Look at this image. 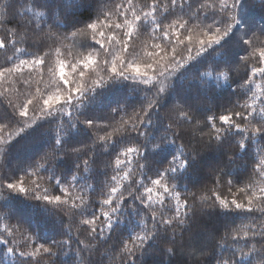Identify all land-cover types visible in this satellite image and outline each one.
<instances>
[{
    "label": "snow or ice",
    "instance_id": "obj_1",
    "mask_svg": "<svg viewBox=\"0 0 264 264\" xmlns=\"http://www.w3.org/2000/svg\"><path fill=\"white\" fill-rule=\"evenodd\" d=\"M92 2L11 0L9 3V0H3L0 3V32H3L0 50L11 48L13 56L6 57L4 64H0V78L20 72L25 65H45L48 53L33 56L30 60L19 59L16 54L23 53L16 47L17 44L29 39L34 44L46 40L53 43L67 40V34L61 37L51 30L52 27L59 28L64 22L61 17L68 20L70 14ZM95 2V18L69 25L76 29L71 32L73 47L93 49L111 56L110 61L106 59L104 62L108 65L106 72L110 74L107 78L93 80L89 85L85 82V70L98 64L95 56L89 53L78 62L79 70L76 64L70 66L71 72L66 71L69 65L59 61L57 90L40 95L39 115L32 123H23L19 119L28 117L30 106L34 103L32 98H28L19 109L12 105L13 111L9 114V120L19 125L17 136L33 126L40 130L41 121H46L49 127L42 129V135L47 139V150L17 176L5 178L0 172V199L5 194L15 193L39 202L45 216L57 217L60 235L66 238H53L50 242L37 244L32 235L27 234L25 245L33 247V251H21L19 245L10 239L21 229L5 224L0 228V245L4 246L0 250L3 264H9L8 258H11L10 264H33V261L39 264L38 257L57 256V250L68 255L73 251V243L77 244L74 253L77 264H84L82 253L91 251L92 245L79 238L81 227L87 226L84 231L88 241L104 240L109 238L105 236L106 230L109 235L115 232L123 223L121 217L125 216L130 218V231L118 245L122 264H141L144 256L157 251L169 258V264L176 257L180 259L175 264H202L201 258L204 257L210 258L207 264H264V222L259 227L256 224L233 229L226 227L222 236L207 229L187 237L184 234L198 210L197 201L201 204L200 210L219 208L223 213H238L242 219L255 218L253 214L258 213L264 221V186H260L264 183V94H258L252 87L254 78H264V27L257 33L245 21L243 12L249 0H231L230 3L229 0H220L219 10L211 15L207 9H215L216 5L200 4L186 19L180 16L167 25L164 20L177 15V9L182 13L186 4L191 5V0H170V4L163 8L166 14L163 19L157 18L161 9L155 2L150 6L151 11L143 15L134 10L131 0H127V7L120 3L112 9L101 4L100 0ZM253 6L264 10V0ZM129 12L132 19L128 18ZM113 14L123 17V22L110 23ZM150 16L152 20L149 22ZM102 27L124 28L127 31L123 34L124 38L115 39L114 36L106 37L100 30ZM141 31H149L154 39L155 33H160V38L170 42V46L166 47L158 43L153 45L157 50L147 52L150 58H154L153 62L143 65L130 59L137 55L134 48L130 50L134 34L139 35ZM97 34L102 39H97ZM105 41H114L113 49L115 45H122L120 51L123 55L106 49ZM177 46H183L186 53L180 59H177ZM237 48L240 51H235ZM210 51L213 54L211 58ZM205 58L208 62L203 67L186 79L181 76L186 84L182 95L177 91L178 74H182L191 62ZM251 59H256L258 66L250 68ZM16 60L19 62L16 63ZM8 64L11 66H6ZM241 66L243 72H240ZM77 71L78 79L74 76ZM125 81L138 88L144 99L127 119L121 118L118 127L99 135L98 129L112 127L111 123H102L106 118L103 113H119L126 108L118 103L116 107L105 109L102 91L110 83ZM225 89L229 91L226 104L220 110H214L215 94ZM249 92L250 97L247 96ZM110 119L114 121V117ZM83 131L89 133L91 144L76 140ZM113 134H118L122 143L127 138V144L134 145L116 150L113 171H118L122 165H130L132 160L128 158L134 157L142 174L151 171L158 177L151 180L154 186L162 189L156 200L151 195L153 188L144 186L143 180H140L136 183L144 187L147 196L136 194L129 186L126 197L118 187L112 186L105 194L106 198L99 201L98 211L91 202L89 190L93 186L88 183L91 177L85 173H89L95 164L93 157L98 144L103 152L116 147L115 142L109 143ZM225 146L227 150L221 152L224 168L211 169L215 176L213 184L220 185L223 175H231L230 171L225 172V168L243 167L242 175L247 176L248 182L236 190V193L243 194L242 197L237 198L234 193L229 200L212 188L208 189L210 195L197 197L192 193L191 204L187 196L182 200L181 192L177 190L179 182L193 172L201 154L207 150L220 151ZM168 149L172 151L168 153L171 158L167 159V166L153 167L154 158L162 157ZM6 152L7 146L0 148V161L5 160ZM65 168L70 171L65 172ZM42 169L49 173L48 187L40 183L43 177L39 176V172ZM127 177L128 173H125L123 179ZM241 178L236 177L237 180ZM111 180L119 183L117 175H113ZM232 183L231 179L227 181L229 192H232ZM77 187L80 194L72 191ZM166 199L174 200L175 207L168 206ZM74 215L80 218L75 238L71 226ZM5 216L0 215V219ZM64 217L68 218L67 225ZM152 264H164V261H153Z\"/></svg>",
    "mask_w": 264,
    "mask_h": 264
},
{
    "label": "trees",
    "instance_id": "obj_2",
    "mask_svg": "<svg viewBox=\"0 0 264 264\" xmlns=\"http://www.w3.org/2000/svg\"><path fill=\"white\" fill-rule=\"evenodd\" d=\"M3 0H0L2 3ZM101 4H106L109 9L114 8V5L123 3L127 7V0H100ZM160 5L161 13L158 15V19H163V16L166 15L163 13V8L165 5L170 4V0H131L134 10L143 15L144 12L151 11V5L153 3ZM220 0H191V5H185L183 12L181 13L177 9V15L171 16L168 19L164 20V24L167 25L171 22L172 19H176L182 16L186 19L188 16L192 15L193 12L200 6V4H215V9H207L209 15L213 11L219 10ZM231 0H229V3ZM243 2V0H242ZM259 0H249V4L246 5L243 15L247 24L251 25L259 33V29L264 27V10H261L258 6H253L258 4ZM11 3V0H9ZM96 15V2L93 0L92 3H89L85 7L80 8L75 14H70L68 20H65L64 17H61V20L64 21L60 24L59 28L52 27V31L56 32L61 37L65 34L69 36L67 40H61L53 43L50 40L41 41L40 44H34L32 39H29L27 42L18 43L16 47L22 50L23 54H16L19 56V59L30 60L33 56L43 55L48 53L45 57L46 63L43 66L38 67H29L27 65L23 66L21 71L15 73L11 76H5L0 78V148L7 146V152L5 154V160L0 161V172H3V176L8 178L9 176H17L21 171L33 160L39 159V155L43 154V151H46L45 147L47 144V139L42 135V129L44 127H49L46 121H41L42 128L40 130L36 129V126H33L32 129L26 130L20 136H17V131L19 125L14 121L9 120V114L13 111L12 105H15L17 109L26 102L28 98H32L34 103L30 106V111L27 118H17L21 119L23 123H32L39 115L40 107V95L43 93H54L57 90L58 85V67L59 61L63 60L66 65H69L66 68V71L71 72V65L76 64L79 70V61H82L85 56L91 53L96 57L98 64L90 65L89 69L85 70V82L91 85L93 80L99 79L100 77L107 78V75L110 73L106 72L108 65H105V60H111V56H106L103 53L94 51L93 49L84 50L82 48L73 47V38L71 37V32L75 31V28L70 27L69 25L77 23L79 21L87 20L89 18H95ZM128 18L132 19V13H128ZM152 17H148L150 22ZM123 17L113 14L110 23H122ZM51 24V21H49ZM78 27H83V25H78ZM47 30V29H46ZM105 33V36H114L115 39L124 38L123 34L127 29H109L108 27H102L100 29ZM199 31V29H195ZM156 38H152V35L149 31H141L139 35L134 34V39L131 42L130 50L135 49L136 56L130 57L134 59L136 63L143 65L144 63H152L154 58H150L147 55L149 51H156L153 47L155 44H160L162 47L170 46V42L166 41L161 37L160 33H155ZM3 37V32H0V38ZM181 38H183L181 36ZM77 39H82L78 37ZM97 39H102L97 34ZM91 40V37H89ZM114 41L109 43L105 41V47L108 50H115L117 55H123L120 51L122 45H115L113 49ZM177 59H180L181 55H186L184 52L183 46H177ZM235 51H240L237 48ZM31 54V55H29ZM194 54V52H193ZM13 56V50L9 48L7 51L0 50V64H4L6 57ZM213 54L209 53V58ZM19 61L16 60V63ZM208 62L207 58L199 59L198 61H193L189 66H186L185 70H182V74H178L177 77V91L183 95V91L186 87V84L181 79H186L192 72L203 67L204 64ZM6 66H11L8 64ZM256 59H251L249 61V67H256ZM243 67L241 66L240 72H243ZM78 79V71L74 74ZM257 85L259 87H257ZM141 87H148L142 85ZM235 87V85L233 86ZM253 91L258 94H264V78H254L253 80ZM39 89V92H37ZM98 91H101L98 89ZM248 97L251 96V92L247 94ZM229 97V91L227 89L223 91H217L215 94V99L213 100V109L220 110L222 105H225ZM188 98V97H185ZM247 98V97H245ZM102 99L104 101V108L116 107L118 103H122L126 106L125 111L119 113H110L105 112V120L102 123H111L112 127L107 129L100 128L98 129L99 135H105L106 132H111L113 127H118L121 118L127 119L129 115L133 112L134 109H138L140 104L139 102L144 99V94L138 89L131 86V82H118L110 83V85L103 89ZM235 100V97H232ZM251 103V100H249ZM32 109H35L33 111ZM93 112L95 110L93 109ZM114 117V121L110 119ZM66 119V118H65ZM57 122H59L57 120ZM94 138V137H93ZM76 140L79 143L91 144L92 138L89 137L87 131H83L79 136L76 137ZM115 142V148H109L107 152L101 151L100 145H97V151L93 157L95 164L89 173H85L91 177L88 181L93 187L89 190V196L91 202L96 206L98 211L99 201L106 198V193L109 188L112 186L118 187L119 191L124 192V195L127 197L129 186L131 190L136 194L143 193L145 196L148 194L144 192V187L138 185V181L143 180L144 186L152 187L153 193L151 194L153 200H156L159 195L162 193V189L154 186L151 183L152 179H156L155 175L151 171H147L144 174L141 173L137 167L136 160L134 157H129L128 159L132 160V163L127 166H121V169L118 171H113L115 164V152L116 150H123V147L134 146L133 144H127V138H124L122 143V138L118 134H113L111 141L109 143ZM227 147L220 151L207 150L201 154L198 158L199 162L194 166L192 173L184 177L179 183L178 191L181 192L182 200L185 196L189 198V203L192 202V193H195L197 197L210 195L208 189L215 188V190L221 194L222 197L227 199H232L233 194L236 193V190L240 187H244L245 183L248 182L247 176H243L244 168L237 166H230V168H225V172L230 171L231 175H223L220 185H214L213 180L215 176L212 174L211 169L214 168H224V164L221 162V152L226 151ZM172 149H168L162 157L154 158L153 167H158L161 165L167 166V159L171 157L168 155ZM255 149H253V153ZM87 158V157H85ZM121 159H125L121 157ZM242 162H238L241 164ZM70 171V169L65 168V172ZM125 173H128L127 179H123ZM219 174V173H218ZM49 173L45 172L43 169L40 170L39 176L43 177L40 180V183L43 187H48L49 182L47 180ZM113 175H117V180L119 183L111 180ZM237 176H242L240 180H237ZM71 178L70 176L68 177ZM32 179H37V177H32ZM231 179L232 183V192L228 191L227 181ZM107 184V186H105ZM260 186H264L262 183ZM255 190V189H254ZM74 194H80L79 187L72 190ZM237 194V198L242 197L243 194ZM166 204L170 207H175L174 200H165ZM246 202V201H245ZM137 203H139L137 201ZM159 207V205H156ZM201 204L197 201V212L193 216L192 221L190 222V227L185 230V237L191 234L199 233L204 229L218 233L219 235L224 234L225 228L233 229L239 228L242 225L256 224L259 227V224L264 222L259 217L258 213H254L253 217L249 219H242L239 217L238 213H223L221 209H209L203 208L200 210ZM107 210V208L105 209ZM5 218L0 219V228L5 224L13 227H19L21 231L16 232L14 236L10 237L11 240H14L20 247L21 251H33V247L25 245V235L31 234L33 239L37 244L44 243L45 241H51V239H61L66 238L60 235V222L57 217L45 216L41 208L39 207V202L27 200L25 197L15 194L8 193L5 194L3 199H0V215H5ZM79 217L73 216L71 220L72 226V235L73 238L77 236V227H79ZM102 219V218H101ZM123 223L120 225V228L110 235L105 232V236L109 238L104 240L97 241H88L87 232L84 231L87 226H82L79 232V238L85 240L87 243L92 245L91 251H86L82 253L84 257V264H122L119 258V243L121 239H126L130 231V224H128L129 217H121ZM65 224H68V218L64 217ZM99 223V221H98ZM138 230V229H137ZM39 237L40 239H36ZM47 246V245H46ZM4 246L0 245V250ZM82 247V245H81ZM77 244L73 243V251L64 255L63 252L58 251L57 256L47 257L46 255H41L38 257L39 264H61L63 261L64 264H77V258L75 257V249ZM9 259V264L11 258ZM180 259V257L172 258L171 264H175V261ZM202 259V264H207L209 257H204ZM164 261V264H169V258L165 255H162L161 252H153L149 255H146L142 258L141 264H152L153 261ZM0 264H3V255L0 251ZM33 264L35 262L33 261Z\"/></svg>",
    "mask_w": 264,
    "mask_h": 264
}]
</instances>
